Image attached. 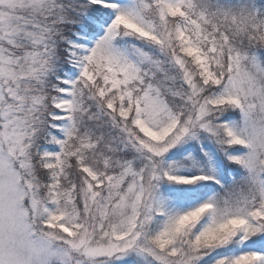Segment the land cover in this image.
Here are the masks:
<instances>
[{"label":"snow or ice","instance_id":"6c2138e0","mask_svg":"<svg viewBox=\"0 0 264 264\" xmlns=\"http://www.w3.org/2000/svg\"><path fill=\"white\" fill-rule=\"evenodd\" d=\"M0 264H264V0H0Z\"/></svg>","mask_w":264,"mask_h":264}]
</instances>
